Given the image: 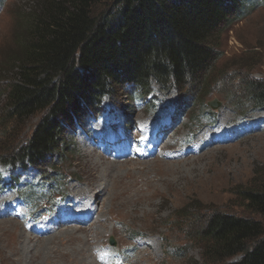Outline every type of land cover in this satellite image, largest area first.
I'll return each mask as SVG.
<instances>
[{
    "label": "trees",
    "instance_id": "1",
    "mask_svg": "<svg viewBox=\"0 0 264 264\" xmlns=\"http://www.w3.org/2000/svg\"><path fill=\"white\" fill-rule=\"evenodd\" d=\"M256 6L258 0H33L20 19L8 83H0V127L7 136L41 119L25 143L14 137L0 147L1 163L53 166L65 129L120 90L145 97L156 83L160 92L188 91L193 103L203 102L225 82L218 70L225 30ZM243 80L253 107L264 111V81ZM237 197L260 219L219 208L191 214L192 242L203 248L205 264H264V174Z\"/></svg>",
    "mask_w": 264,
    "mask_h": 264
},
{
    "label": "rangeland",
    "instance_id": "2",
    "mask_svg": "<svg viewBox=\"0 0 264 264\" xmlns=\"http://www.w3.org/2000/svg\"><path fill=\"white\" fill-rule=\"evenodd\" d=\"M258 2L260 6L254 7L242 22L234 23L223 34L224 57L219 61L218 70L226 72L225 82L215 85L212 94L203 102L193 103L185 91V94L178 92L160 96L155 105L152 103V108L156 112L162 110L163 114L177 108L178 114L173 119L176 129L166 132H172L170 136H173L169 142L165 139V143L169 145L173 140L179 143L183 138L181 134L186 133L195 157L170 161L155 157L112 162L99 167L103 154L92 148L85 136L86 129L94 122L89 119L80 128H66V144L55 155L54 165L35 166L32 172H42L44 180L61 174L65 178L60 184L66 191L64 195L72 197L75 188L86 189L88 182L96 185L99 174L106 177L110 170L111 192L109 195L102 193L101 200L95 204L97 215L89 226L77 228L73 225L55 231L47 238H35L17 220L15 225L5 223L7 219H0V264H73V258H82L84 254L82 245L72 241L74 236L86 237L90 241L87 259L92 264H103V253L107 259L115 257V264L118 252L125 258L123 264L138 261L141 264H205L203 248L192 242L191 214L197 213L198 209L200 213L207 214L219 208L260 219L242 208L237 197L239 190L253 189L264 174V112L253 107L242 87L245 83L243 76L264 81V6H261V0ZM32 6L33 0H9L0 7L1 84L8 83L5 75L11 69L9 58L17 48L20 19ZM124 93L120 90L114 95V101L125 111L128 118L124 120L126 126L129 121L154 116L149 106L142 105L140 112L135 111L133 100ZM5 101L6 96L0 95V118ZM215 101L220 103V107L214 111L208 104ZM40 119L41 116L31 118L7 136L4 127H0V147L13 142L14 137L25 143ZM248 124L252 126L250 132ZM218 126L229 128L234 137L229 136L226 140L231 138L233 141L219 143L211 149L209 144L202 145L204 151H199L197 137ZM2 171L4 169L0 166V173ZM95 194V191H90L89 199L94 201ZM6 197H11V194ZM100 203L104 216L100 213ZM196 207L198 209H194ZM102 225L106 229L101 228ZM73 230L79 232L75 234ZM23 231L27 239L12 242L14 233L17 232L19 238L25 234ZM111 240L115 246L111 245Z\"/></svg>",
    "mask_w": 264,
    "mask_h": 264
},
{
    "label": "bare ground",
    "instance_id": "3",
    "mask_svg": "<svg viewBox=\"0 0 264 264\" xmlns=\"http://www.w3.org/2000/svg\"><path fill=\"white\" fill-rule=\"evenodd\" d=\"M144 118V117H143ZM144 120V119H143ZM158 120H159V118H157L155 121H153V120H148V119H145V123H146V129H147V131L145 132V134L144 133H142V134H140L139 136L140 137H143L144 138V141L148 144V143H150V141L148 140V136H149V134H151V132H152V128H153V126L155 125V123H157L158 122ZM135 123H138V122H135ZM219 128H215V130L214 129H210V130H208V131H205V132H203L201 135H199L198 136V138H197V140H196V145L198 144V146H199V148H198V150L199 151H204V148H203V146L202 145H205V144H209V142H213L212 144H209L208 146H209V149H211L210 147H216V145H218L219 144V142H216V143H214L215 141H216V139L218 138V135H220L221 134V132H222V130L224 129V127L223 126H218ZM167 128V124L166 125H161L160 126V129L161 130H164V129H166ZM176 128V127H175ZM184 132V131H183ZM172 134V132L171 133H168V134H166V136L160 141V143H157V151H156V153L157 154H155L154 156L155 157H157V158H163L164 160H179V159H183V158H188V157H195V155H194V153H193V146H191L192 144H190V137L189 136H187V134L186 133H183V134H181L182 136H183V138H182V140L178 143L177 141H175V140H173L172 142H171V144H167L166 145V143H165V139L167 140V142H169L170 141V139L172 138V136H170ZM204 142H206V143H204ZM218 147V146H217ZM142 151L144 152V154L145 155H143L142 156V158H143V160H150V156H151V149L150 148H148V149H143L142 148ZM164 151H169V152H171L172 154H173V156H171V158H169V157H167L165 154H164ZM97 155H98V153H96V157H97ZM99 157V156H98ZM107 160L109 161V162H107ZM124 161H130V156H125L124 158H122L121 160H119L118 162L119 163H123ZM114 163V161H111L109 158H105L103 155H101V162L99 163V167L102 165V164H105V165H110V163ZM90 167L92 168V165L90 164ZM97 167V166H96ZM95 168L93 167V170H94ZM89 170V169H88ZM96 171V170H95ZM94 174V173H93ZM109 174H111V171L109 170L108 172H107V175H106V177H104L102 174H99V179H98V181H96V185H92V184H89V182L87 183V185H88V188H86V189H84V188H81V189H79L78 190V188H75L74 189V197L75 198H79V201H80V204L84 207V208H86V209H88V207H89V204L87 203V199H89V193H90V191H95V200H94V204H98L99 203V201L101 200V197H102V193L103 192H105V194L106 195H109V193L111 192V185L109 184V177H110V175ZM115 180V179H114ZM114 182V181H113ZM108 183V184H107ZM120 183V182H119ZM114 184V183H113ZM113 192V191H112ZM110 196H112V195H110ZM110 196H109V198H110ZM84 197H86L85 199H86V201H84ZM103 197H105V195L103 196ZM111 200H112V198H110ZM1 203H2V200H0V207H1ZM101 204V203H100ZM102 205V204H101ZM100 205V206H101ZM80 206V205H79ZM104 208H103V205H102V207H101V209H100V213L104 216ZM98 218V217H97ZM96 218V219H97ZM94 221V219H92L91 220V222H93ZM6 222H8V223H13V224H15L16 223V221H11V220H8V221H5V223ZM15 225H17V224H15ZM11 228H13V227H11ZM101 228H103V229H106V227L104 226V225H102L101 226ZM10 229V228H9ZM5 231H8L9 232V230H6L5 229ZM73 232L76 234L77 232H79V231H77V230H73ZM23 233H25L24 231H23ZM22 233V234H23ZM52 236V235H51ZM27 237V235H26V233L22 236V237H17V232H15L14 233V235H13V238H11V240H12V242H15L16 240H23V241H25V239H27L26 238ZM49 237V236H48ZM47 238V237H46ZM38 239H41V238H38ZM72 241H74L76 244H80V245H82V248H83V252L82 253H84L83 254V257L81 258V257H79V259H75V258H73V264H92L91 262L90 263H88V259H87V257L89 256V250H88V246H89V243H90V241H88V239L85 237V238H83V239H80L79 237H77V236H74L73 238H72ZM75 248V247H74ZM73 248V249H74ZM77 250V249H76ZM62 252V251H61ZM78 252V251H77ZM76 252V253H77ZM74 256L76 257V255L74 254ZM73 256V257H74ZM83 259V260H82ZM135 264H141V262H136Z\"/></svg>",
    "mask_w": 264,
    "mask_h": 264
},
{
    "label": "water",
    "instance_id": "4",
    "mask_svg": "<svg viewBox=\"0 0 264 264\" xmlns=\"http://www.w3.org/2000/svg\"><path fill=\"white\" fill-rule=\"evenodd\" d=\"M211 106H213V108L215 109V108L219 107L220 104L216 101L214 104H211Z\"/></svg>",
    "mask_w": 264,
    "mask_h": 264
}]
</instances>
